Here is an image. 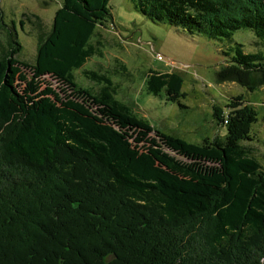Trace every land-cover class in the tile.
Listing matches in <instances>:
<instances>
[{
	"label": "trees",
	"instance_id": "obj_1",
	"mask_svg": "<svg viewBox=\"0 0 264 264\" xmlns=\"http://www.w3.org/2000/svg\"><path fill=\"white\" fill-rule=\"evenodd\" d=\"M56 1L33 63L17 57L13 33L0 52V264H264V167L242 144L256 110L240 100L227 116L216 107L228 132L200 144L139 117L107 72L85 70L96 93L79 86L73 71L94 54L111 0ZM135 6L210 38L242 28L264 37V0ZM236 51L242 66L255 57ZM237 67L218 79L251 87ZM151 71L149 91L167 87L177 100L180 74Z\"/></svg>",
	"mask_w": 264,
	"mask_h": 264
},
{
	"label": "rangeland",
	"instance_id": "obj_2",
	"mask_svg": "<svg viewBox=\"0 0 264 264\" xmlns=\"http://www.w3.org/2000/svg\"><path fill=\"white\" fill-rule=\"evenodd\" d=\"M58 5L56 0H0V52L8 49L13 33L20 44L17 57L33 63L38 42L51 30ZM109 8L112 20L106 22L100 36L96 31L91 39L94 54L73 71L77 84L96 93L99 85L86 78L85 70L107 72L116 84L117 98L139 117L166 133L200 144L226 136L227 127L217 120L215 108L224 109L227 116L230 104L240 100L256 110L249 129L252 140L242 144L264 167V79H258L264 78V37L250 28L222 38L191 33L182 25L153 21L139 11L135 0H111ZM237 48L255 56L250 64L243 67L236 63ZM158 53L165 59L159 60ZM233 64L240 66V77L252 88L237 80L218 79V72ZM150 69L180 74L183 83L177 100L169 99L167 87L158 94L149 91L146 79ZM23 72L30 77L29 70L23 68ZM42 80L57 91L62 86L48 75Z\"/></svg>",
	"mask_w": 264,
	"mask_h": 264
},
{
	"label": "crops",
	"instance_id": "obj_3",
	"mask_svg": "<svg viewBox=\"0 0 264 264\" xmlns=\"http://www.w3.org/2000/svg\"><path fill=\"white\" fill-rule=\"evenodd\" d=\"M109 26V25H108ZM99 27H102V28H99ZM99 28V29H98ZM103 28H107V24H105V25H99V26H97V28H96V31L98 32V36H100V33H103L102 32V29ZM96 32V33H97ZM98 44H102V42L101 41H99V40H97L96 41ZM116 44H118L117 42H116ZM248 55V54H247ZM122 68H125V66L124 65H122ZM83 69H85V68H83ZM151 70H155V71H158V72H160V73H168V74H171V73H174V71L173 70H165V71H160V70H156V69H150L149 70V74L152 72ZM177 73V72H176ZM148 74V75H149Z\"/></svg>",
	"mask_w": 264,
	"mask_h": 264
},
{
	"label": "built area",
	"instance_id": "obj_4",
	"mask_svg": "<svg viewBox=\"0 0 264 264\" xmlns=\"http://www.w3.org/2000/svg\"><path fill=\"white\" fill-rule=\"evenodd\" d=\"M157 58L159 59V60H164L165 58L163 57V55H161V54H157ZM172 66V65H171Z\"/></svg>",
	"mask_w": 264,
	"mask_h": 264
}]
</instances>
